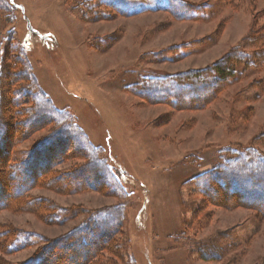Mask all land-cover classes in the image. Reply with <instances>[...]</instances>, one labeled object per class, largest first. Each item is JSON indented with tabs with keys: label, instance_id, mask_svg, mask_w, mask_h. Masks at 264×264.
I'll list each match as a JSON object with an SVG mask.
<instances>
[{
	"label": "rangeland",
	"instance_id": "obj_1",
	"mask_svg": "<svg viewBox=\"0 0 264 264\" xmlns=\"http://www.w3.org/2000/svg\"><path fill=\"white\" fill-rule=\"evenodd\" d=\"M82 1L5 0L11 13L0 7V48L11 72L15 53L24 54L39 91L74 117L128 196L33 186L30 198L79 213L51 223L29 210L0 208V229L14 231V242L31 243L0 249V257L23 263L90 211L123 201L116 245L92 264L107 258L120 264H262L264 213L215 202L192 179L215 166L226 147L254 144L264 153V0H183L192 8L188 18L158 8L123 14L103 0H94L91 13L83 14ZM234 50L252 52L257 65L243 72L239 64L199 106L153 102L135 91L143 79L206 68ZM17 86L8 83V98ZM9 130L12 140L15 130ZM48 131L42 126L10 141L12 157L21 158ZM83 162L66 157L50 173Z\"/></svg>",
	"mask_w": 264,
	"mask_h": 264
},
{
	"label": "trees",
	"instance_id": "obj_2",
	"mask_svg": "<svg viewBox=\"0 0 264 264\" xmlns=\"http://www.w3.org/2000/svg\"><path fill=\"white\" fill-rule=\"evenodd\" d=\"M93 1L83 0L78 4L83 14L91 13ZM101 3L123 14L147 8L166 10L177 18H188L193 14L192 8L183 0H103ZM0 7L10 15L11 9L5 0H0ZM251 54L245 50H234L206 68L168 74L162 79H143L135 91L153 102L199 106L200 101H208L215 95L213 93L220 82L235 75L239 64L243 63V72L246 66L257 65ZM12 60V64L16 65L13 72L10 70L12 66L5 63L4 51L0 48V116H4V120L0 117V168L7 158L6 166L9 170L4 174L0 169V208L29 210L51 223H61L72 217V214L79 213L76 208L71 211L53 202L30 198L28 190L40 184L61 192H77L90 187L103 193H113L120 198L127 197L128 192L116 180L102 158L100 149L87 140L74 117L57 110L39 91L24 54L21 51L15 53ZM3 78L8 79L6 85H2ZM13 82H18V86L12 89L9 99L6 95L8 83ZM185 94L187 96L183 100ZM10 118L14 120L10 121ZM9 123H12L10 130H15L12 139L15 142L42 126L49 127V131L17 159L12 157L7 148L12 141L8 140ZM18 129L21 131L19 134ZM66 157L81 158L84 162L63 173H50V169ZM255 161L257 163L253 165ZM192 182L199 192L215 202L239 204L264 213V153L257 145L224 148L215 166L197 175ZM124 208V202L121 201L113 206L90 211L81 223L58 238L47 239L29 259L19 264L95 263L100 253L110 247L113 251V245H116L115 234L123 223ZM9 233L8 229H0L2 251L11 252L31 244L27 239L14 242L16 233L13 231L10 236ZM0 264L13 263L0 257ZM98 264L120 263L117 258H107Z\"/></svg>",
	"mask_w": 264,
	"mask_h": 264
}]
</instances>
